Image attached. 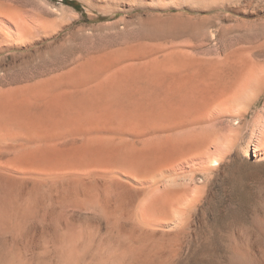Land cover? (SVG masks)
Segmentation results:
<instances>
[{
    "label": "rangeland",
    "instance_id": "374dc122",
    "mask_svg": "<svg viewBox=\"0 0 264 264\" xmlns=\"http://www.w3.org/2000/svg\"><path fill=\"white\" fill-rule=\"evenodd\" d=\"M68 1L78 9L65 0H0L10 22L0 36V106L46 112L101 83L110 95L82 106L99 110L101 102L143 121L152 140L167 138L178 174L190 171L183 151L231 145L208 183L221 200L219 226L256 228L264 218V0ZM252 91V109L237 111L233 100ZM215 104L226 110L216 113ZM210 111L217 122L207 123Z\"/></svg>",
    "mask_w": 264,
    "mask_h": 264
},
{
    "label": "bare ground",
    "instance_id": "6f19581e",
    "mask_svg": "<svg viewBox=\"0 0 264 264\" xmlns=\"http://www.w3.org/2000/svg\"><path fill=\"white\" fill-rule=\"evenodd\" d=\"M2 6L0 36L10 25ZM88 88L46 112L0 106V264H264V218L253 230L225 232L221 200L209 191L231 145L218 141L193 157L183 151L190 171L178 174L167 138L152 140L143 121L101 102L84 108L88 97L109 94L101 83ZM255 95L233 105L248 112Z\"/></svg>",
    "mask_w": 264,
    "mask_h": 264
},
{
    "label": "trees",
    "instance_id": "16d2710c",
    "mask_svg": "<svg viewBox=\"0 0 264 264\" xmlns=\"http://www.w3.org/2000/svg\"><path fill=\"white\" fill-rule=\"evenodd\" d=\"M64 3L67 4V5H70V6L74 7V8H77V4L75 2H73V1L65 0Z\"/></svg>",
    "mask_w": 264,
    "mask_h": 264
}]
</instances>
